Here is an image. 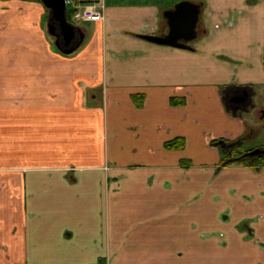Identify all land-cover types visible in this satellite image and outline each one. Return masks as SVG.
Listing matches in <instances>:
<instances>
[{
	"label": "crops",
	"instance_id": "1",
	"mask_svg": "<svg viewBox=\"0 0 264 264\" xmlns=\"http://www.w3.org/2000/svg\"><path fill=\"white\" fill-rule=\"evenodd\" d=\"M80 1L103 17L68 5L64 53L40 0H0V264H264V166L208 144L264 146V0H187L190 49L140 37L183 0Z\"/></svg>",
	"mask_w": 264,
	"mask_h": 264
},
{
	"label": "water",
	"instance_id": "2",
	"mask_svg": "<svg viewBox=\"0 0 264 264\" xmlns=\"http://www.w3.org/2000/svg\"><path fill=\"white\" fill-rule=\"evenodd\" d=\"M40 1L48 9L47 31L56 37L55 46L64 53L73 52L82 43L84 33L80 27L68 21L65 0ZM199 13V4L187 0L177 2L172 9L164 13L168 25L166 34H141L140 37L157 44L190 49L189 41L197 36ZM56 27H58L59 33L55 31ZM60 35L63 41L62 39L61 41L58 40ZM262 154H264V148H255L244 153L243 156Z\"/></svg>",
	"mask_w": 264,
	"mask_h": 264
},
{
	"label": "trees",
	"instance_id": "3",
	"mask_svg": "<svg viewBox=\"0 0 264 264\" xmlns=\"http://www.w3.org/2000/svg\"><path fill=\"white\" fill-rule=\"evenodd\" d=\"M66 14H67L68 21H70L71 11L67 10ZM132 98L135 101L136 105L142 104V100H141L142 94H132ZM170 102L172 104H179V103L183 102V99L182 98H176V97H170ZM219 141L228 142L227 139L217 138V139L210 140V144L216 145L217 142H219ZM237 142L238 141L236 140V141H232V142L228 143L230 145L229 146L230 149H228L229 148L228 146H226V147L223 146V149H222L223 157L219 161V166H225L229 163H241V164L248 165V166L251 165L257 169L261 168V166L264 164V154L257 155L255 157L243 156V154L245 152L252 150L254 147L248 148V149H242V144L233 145ZM240 143H242V142H240ZM164 145L167 148H174V149L183 148L184 138L183 137H176L172 140L166 141Z\"/></svg>",
	"mask_w": 264,
	"mask_h": 264
},
{
	"label": "built area",
	"instance_id": "4",
	"mask_svg": "<svg viewBox=\"0 0 264 264\" xmlns=\"http://www.w3.org/2000/svg\"><path fill=\"white\" fill-rule=\"evenodd\" d=\"M66 5L75 9V15L83 20L95 21L101 20L102 14L98 7L81 2L80 0H65Z\"/></svg>",
	"mask_w": 264,
	"mask_h": 264
},
{
	"label": "rangeland",
	"instance_id": "5",
	"mask_svg": "<svg viewBox=\"0 0 264 264\" xmlns=\"http://www.w3.org/2000/svg\"><path fill=\"white\" fill-rule=\"evenodd\" d=\"M47 9V8H46ZM32 10V9H31ZM99 10L101 11V9L99 8ZM32 12V11H31ZM46 15H47V18H46V23H45V28H46V31H47V21H48V9H47V11H46ZM102 17H103V15H102ZM95 21H98V20H95ZM43 22H44V20H43ZM47 39L48 40H50L51 42H54V37H53V35H51V34H49L48 33V31H47ZM76 50V49H75ZM74 50V51H75ZM248 135V134H247ZM247 135H245V136H243V137H238V138H236V139H229V138H227V143H230V142H232V141H238L237 143H235V144H233V145H237V144H242V149H248L249 147H251V146H248V144L246 143V141H247ZM262 136H263V133H259L258 134V136H257V139H256V143H258V141L260 140V139H262ZM240 138V139H239ZM225 139V138H224ZM240 142H242V143H240ZM208 144L209 145H211L210 144V141L208 142ZM218 145V146H217ZM211 146H215L216 148H218L220 151H222V149H223V146H221V144H220V142H217V144L216 145H211ZM229 147V146H228ZM263 148H264V146H263ZM228 149H230V147L228 148ZM254 149V148H253ZM252 149V150H253ZM251 151V150H250ZM249 152V151H248ZM246 153V152H245ZM229 164H241V163H229ZM228 165V164H227ZM248 166V165H247ZM264 166V164L261 166V167H263ZM250 167H253V166H251L250 165ZM253 168H255V167H253Z\"/></svg>",
	"mask_w": 264,
	"mask_h": 264
},
{
	"label": "flooded vegetation",
	"instance_id": "6",
	"mask_svg": "<svg viewBox=\"0 0 264 264\" xmlns=\"http://www.w3.org/2000/svg\"><path fill=\"white\" fill-rule=\"evenodd\" d=\"M48 17H49V13H48ZM55 31L57 32V33H59V29H58V27H56L55 28ZM54 37V39H56V37L55 36H53ZM61 39H62V37H61V35L59 36V41H61ZM55 41V40H54ZM62 41H63V39H62ZM220 144H221V146H224V147H226V146H230L227 142H225V141H220ZM254 149H255V147H254ZM247 156H249V157H255V156H257V155H247Z\"/></svg>",
	"mask_w": 264,
	"mask_h": 264
}]
</instances>
